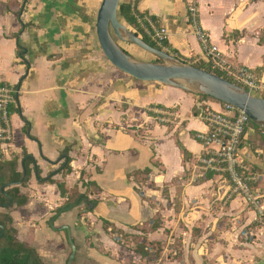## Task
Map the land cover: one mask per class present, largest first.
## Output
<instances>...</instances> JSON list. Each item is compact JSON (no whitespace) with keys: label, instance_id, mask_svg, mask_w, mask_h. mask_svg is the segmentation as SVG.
Returning <instances> with one entry per match:
<instances>
[{"label":"crops","instance_id":"crops-1","mask_svg":"<svg viewBox=\"0 0 264 264\" xmlns=\"http://www.w3.org/2000/svg\"><path fill=\"white\" fill-rule=\"evenodd\" d=\"M101 1L29 0L17 18L0 0V83L16 90L5 156L21 163L26 151L45 177L70 148L73 169L56 174V183H40L32 169L21 187L27 203L10 209L16 239L47 264L68 262L65 227L77 247L74 264H264L257 211L231 192L226 177L198 167L206 149L197 135L209 130L201 108L220 102L139 81L112 65L96 34ZM133 1L167 29L170 49L206 62L189 20L195 3L199 25L227 61L253 70L264 87V0ZM21 23L29 24L20 36L27 62L15 38ZM171 108L179 110L178 119L153 115ZM240 155L256 174L254 188L264 203V125L248 126ZM147 168L150 174L137 173ZM59 182L98 199L94 211L84 201L59 212L67 200ZM140 225L143 238L156 245L145 256L117 239Z\"/></svg>","mask_w":264,"mask_h":264},{"label":"built area","instance_id":"built-area-1","mask_svg":"<svg viewBox=\"0 0 264 264\" xmlns=\"http://www.w3.org/2000/svg\"><path fill=\"white\" fill-rule=\"evenodd\" d=\"M190 23L193 25L204 51L206 63L214 71H220L233 79L234 83L244 87L253 95H260L264 90L258 75L245 66H235L225 58L224 54L211 41L210 35L198 23V8L195 3L189 5ZM150 36L157 44L162 45L168 38L165 27H153ZM15 88L6 83L0 84V153L5 154L13 140L10 122L9 105L16 101ZM162 121H171L180 117L176 108L154 109ZM200 118L207 123L209 130L198 134L206 152L200 156L198 167L202 172L220 171L227 175L231 192L241 195L246 203L258 213L259 222L264 218V203L256 193L254 182L256 174L240 155L242 139L251 123L249 116L235 106L220 102L219 108L210 104L202 106ZM118 241L125 243L122 235H117Z\"/></svg>","mask_w":264,"mask_h":264},{"label":"trees","instance_id":"trees-1","mask_svg":"<svg viewBox=\"0 0 264 264\" xmlns=\"http://www.w3.org/2000/svg\"><path fill=\"white\" fill-rule=\"evenodd\" d=\"M28 1L29 0H7L6 8L17 18H20V15L24 11V5ZM119 19L130 29H133L132 32H134L150 46L157 47L168 52L175 59L183 63L213 72L222 78L234 82L233 79L227 77L224 73L212 70L206 62H193L191 59L183 57L177 51L170 49L167 41H165L162 45L157 44L156 41H154L150 36V32H152L153 27H158L157 18L148 13L139 11L136 2L133 0L121 1L119 5ZM28 25L29 24L21 23L20 30L15 34L18 53L25 62H27L25 57L26 49L20 42V36L24 28ZM201 96L203 98L217 101L207 95L201 94ZM262 97L264 98V92ZM12 105L13 104L9 105V110ZM153 115L158 117L155 114ZM250 124L254 125L255 127H260L261 125L253 121H251ZM69 150L70 148H66L61 153L59 161H57V163H60L59 168L45 177L41 175V171L37 167L35 158L26 151L23 152L21 163L17 156L12 155L10 158H7L5 154L0 153V264H47L42 260L35 248L28 246L16 239V229L13 226V218L11 216L10 209L14 205L22 206L27 203L29 198L21 191V187L25 186L31 178V171L33 168L36 169L37 180L40 183H56L54 179L56 174H63L64 176L70 174L73 169L71 166L72 159L69 155ZM183 154L186 155L185 150L183 151ZM20 164L22 165V169ZM137 173H144L148 175L151 173V169L147 168L143 171H137ZM206 174H219L227 178V175L220 171H208ZM58 187L60 189L61 196L67 197L64 205L58 209L59 212L63 209V207L67 208L74 204L80 197H83L84 199H82L79 204H82L85 201L87 203L85 206L87 211H94L98 204V199L90 198L89 192L86 191L85 193H80L78 186L70 191L66 188L64 182H59ZM95 190L98 191V188L96 187ZM105 222L106 224H109L107 221ZM260 225H264V218ZM155 246V243L145 241L144 243L138 244L135 251L145 256L148 254V249Z\"/></svg>","mask_w":264,"mask_h":264},{"label":"water","instance_id":"water-1","mask_svg":"<svg viewBox=\"0 0 264 264\" xmlns=\"http://www.w3.org/2000/svg\"><path fill=\"white\" fill-rule=\"evenodd\" d=\"M120 3L121 0H102L96 17V34L99 45L112 65L139 81L158 82L231 104L244 111L251 121L264 125V98L262 96L253 95L244 87L213 72L183 63L168 52L150 46L119 19ZM117 40L135 44L158 56L163 62L135 60L124 51ZM82 199L84 198L80 197L74 204L63 210L78 206ZM65 228L68 230L71 247L67 264H73L77 247L69 228Z\"/></svg>","mask_w":264,"mask_h":264},{"label":"rangeland","instance_id":"rangeland-1","mask_svg":"<svg viewBox=\"0 0 264 264\" xmlns=\"http://www.w3.org/2000/svg\"><path fill=\"white\" fill-rule=\"evenodd\" d=\"M131 31H133V29H131ZM117 42L129 54V56H131L135 60L144 61V62H155V63L163 62L158 56L141 49L135 44L120 40H117ZM172 62H176V61H172ZM263 92L264 90L260 93V96H262ZM142 230H143L142 225H140L139 227H136V231H134L131 234L117 231L118 232L117 235H122L125 238L126 240L125 244L133 247H137L138 244L144 243L146 241L143 238Z\"/></svg>","mask_w":264,"mask_h":264}]
</instances>
